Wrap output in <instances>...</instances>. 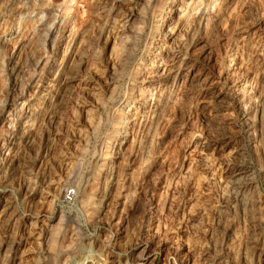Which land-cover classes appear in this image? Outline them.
I'll list each match as a JSON object with an SVG mask.
<instances>
[{"label": "rangeland", "instance_id": "1", "mask_svg": "<svg viewBox=\"0 0 264 264\" xmlns=\"http://www.w3.org/2000/svg\"><path fill=\"white\" fill-rule=\"evenodd\" d=\"M81 260L264 264V0H0V264Z\"/></svg>", "mask_w": 264, "mask_h": 264}, {"label": "bare ground", "instance_id": "2", "mask_svg": "<svg viewBox=\"0 0 264 264\" xmlns=\"http://www.w3.org/2000/svg\"><path fill=\"white\" fill-rule=\"evenodd\" d=\"M126 17H127V16H126ZM164 19H165V18H164ZM164 19H163V20H164ZM129 20H130V18L127 17L126 20L123 22L124 27L122 28V34H123V36H124V34L127 35V36H125L126 40L124 41L123 46H122V43L119 44V45L122 46V48H120V47L118 46V47L121 49V50H119L120 52L118 51L119 53L117 52V57H119V61H124V59L127 57V55L129 54L128 49H129V47L131 46V44L134 43V40H135V38H136V37H135L136 35H134V36L132 35V37H133L134 40L131 41L132 38H130L129 35H131L132 33L129 34V35L127 34V31H128L127 29H128V28L126 29L125 27H126V23H127ZM128 27H129V26H128ZM139 27H140V26H139ZM125 29H126L127 31H125ZM120 30H121V29H120ZM120 32H121V31H120ZM120 35H121V34H120ZM121 36H122V35H121ZM123 36H122V37H123ZM119 37H120V36H119ZM122 37H121V38H122ZM123 38H124V37H123ZM123 38H122V39H123ZM122 39H120V40H122ZM151 41H152V40H151ZM120 42H122V41H120ZM131 42H132V43H131ZM66 43H67V42H66ZM150 43H151V42H150ZM147 45H148V44H147ZM119 48H118V49H119ZM118 55H119V56H118ZM143 56H144V55L141 56L140 60L142 59ZM117 59H118V58H117ZM119 63H120V62H119ZM122 63H123V62H122ZM120 64H121V63H120ZM138 66H140V65L138 64ZM140 69H141V68H140ZM136 71H137V70H136ZM139 73H140V72H139ZM51 85H53V84H51ZM47 90H48V89H47ZM45 91H46V90H45ZM50 92H51V91H50ZM39 96H40V95H39ZM36 104H37V103H36ZM40 106H41V105H40ZM38 107H39V106H38ZM32 108H33V107H32ZM35 109H36V108H35ZM37 109H38V108H37ZM28 110H29V108H27L26 111H24V113H25L24 116H25L26 118L28 117V115H29L30 112H31V110H30V112H29ZM32 110H34V109H32ZM36 111H37V110H36ZM33 112H34V111H33ZM37 112H38V111H37ZM32 115H33V114H31V116H32ZM32 117H33V116H32ZM35 117H36V116H35ZM28 118H29V117H28ZM25 123H26V122H25ZM20 128H21V127H20ZM23 133H24V132H23ZM23 133H22V134H23ZM18 134H19V133H18ZM20 136H21V132H20ZM7 201H8V200H7ZM5 202H6V201H5ZM7 206H9L8 203H7ZM9 212H10V211H9ZM5 213H6V212H5ZM7 213H8V212H7ZM8 215H10V214H8ZM84 258H85V257H84ZM82 259H83V258H82ZM75 264H84V260H81V262H78V263H75Z\"/></svg>", "mask_w": 264, "mask_h": 264}]
</instances>
